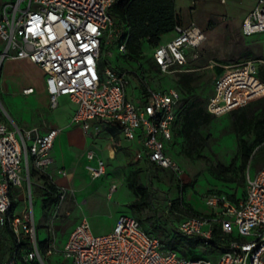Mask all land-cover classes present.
<instances>
[{
	"label": "built area",
	"instance_id": "2783aa9c",
	"mask_svg": "<svg viewBox=\"0 0 264 264\" xmlns=\"http://www.w3.org/2000/svg\"><path fill=\"white\" fill-rule=\"evenodd\" d=\"M118 0H8L0 1L1 62L27 60L46 75L50 107L58 108L68 97L76 106L72 124L84 132L99 136L104 124L117 127L128 141L140 139L139 157L171 170L183 183L184 169L168 152L174 139V126L182 94L178 88L156 89L147 84L143 72L117 71L110 67L101 74L103 57L112 55L118 44L128 54L129 36L112 15ZM223 3L226 0H221ZM242 31L246 36L264 34V0L245 17ZM175 37L155 47L151 57L160 74L192 72L191 60L206 39L194 22L177 24ZM186 49H194L188 57ZM263 60L252 59L226 65L216 78L208 111L223 117L264 98V82L258 77ZM151 69V68H150ZM144 89L138 99L129 98L128 90ZM33 93V89L25 91ZM58 128L42 132L38 127L12 128L0 121V226H7L20 244L25 236L31 248L3 264H264V168L248 176L245 192L232 199L226 193L210 192L204 198L210 215L190 212L178 224L181 235L200 239L203 249L211 247L215 225L229 238L225 250L215 257L190 259L172 250L155 235L147 233L137 218L121 215L114 228L105 234L93 232L83 217L68 236L62 249L56 231L48 229L40 241L33 209V185L48 190L53 176L52 150L60 133ZM87 171L92 179L106 176L108 166L94 151L86 154ZM59 175L66 171L59 169ZM44 178H47L45 180ZM53 184V183H52ZM25 187L30 201V216L16 214L22 201L19 188ZM117 190L113 184L109 197ZM66 192L58 191L61 202ZM181 197L180 199H182ZM14 202H18L16 207ZM172 203H169L171 207ZM58 216H53V219ZM42 243L45 244L42 249ZM56 261L50 262L49 259Z\"/></svg>",
	"mask_w": 264,
	"mask_h": 264
},
{
	"label": "rangeland",
	"instance_id": "374dc122",
	"mask_svg": "<svg viewBox=\"0 0 264 264\" xmlns=\"http://www.w3.org/2000/svg\"><path fill=\"white\" fill-rule=\"evenodd\" d=\"M0 1L5 3L8 0ZM175 2L183 21L186 24L196 23L206 36L202 46L197 49L199 52L197 59L191 60V53L196 50L186 49V54L191 60L189 67L200 76V80L195 83V92L201 97L208 98L213 94V83L224 66L236 65L252 59L264 61V34L246 36L242 31L243 20L251 12V0H227V3L221 0H175ZM210 22L214 23L213 26H209ZM174 36L175 32L172 31L164 35L162 41L172 39ZM2 47L0 40V57ZM154 48L148 42H144L142 55L136 62H131L119 52L118 44H114L111 49L112 55L103 57L102 76L106 77L107 67L120 72L121 70L143 72L147 84L153 88H179V74H160L152 68L151 57ZM26 88H34L36 95L28 97L25 93ZM133 88H129L130 96ZM141 91L142 89L134 90L135 99H138ZM68 110L69 106L63 103L56 113L65 114ZM52 113L53 111L48 108L44 76L39 69L29 62L0 61V119L12 125V128H16V125L30 128L31 125H38L40 120L41 122L44 120L48 127L58 126L49 118ZM104 130L121 138L119 129L108 125L107 122L104 124ZM207 133L210 137L209 146L203 152L201 159L193 160L184 155L185 142L175 135L174 144L169 147L168 152L184 169L183 183L171 170L156 166L153 170V185L157 192L154 207L143 211L131 207V203L137 197L135 191L129 188L127 177L135 170H140L138 182L147 185V168L140 167V164L128 153L125 156L126 165L119 162L109 164V173L94 180L86 168V154L93 150H86L82 165L79 166L76 161L77 164L73 167L65 166L66 175H55L51 181L58 191L66 192L63 202L58 197L53 207L45 209L42 202L43 190L33 185V209L40 241L46 239L48 229L53 227L58 237V245L62 249L74 226L84 216L89 219L94 232L102 234L110 232L109 227L116 224L121 215H128L137 218L145 230L160 238L168 248H173L176 224L187 214L184 212L182 216H174L171 212L168 214L166 212L168 203L183 197L184 201L191 199L193 205L201 210L207 206L204 202L205 196L212 191H229L243 195L246 178L256 175L264 168V162L256 165L254 159L245 162L239 158L238 136L234 131L233 118L230 114L217 117ZM114 139V142L118 141L116 137ZM81 159L82 156H79L78 160ZM219 166H234V170L220 173L217 169ZM171 174L174 176V181ZM113 184L117 185V190L109 197ZM19 189L22 201L16 209V214L28 219L30 201L25 187ZM87 201L89 203L85 205ZM185 205L188 206L187 202ZM83 207L86 209V215L81 213ZM53 216L58 218L53 219ZM168 218L172 220L170 223H167ZM153 222L163 227L164 233L156 232ZM0 233L7 239L10 238L7 226L1 227ZM178 249L187 257L194 255L211 259L216 257L212 252L204 249L190 251L185 246H179ZM56 260L49 259L50 262Z\"/></svg>",
	"mask_w": 264,
	"mask_h": 264
},
{
	"label": "trees",
	"instance_id": "16d2710c",
	"mask_svg": "<svg viewBox=\"0 0 264 264\" xmlns=\"http://www.w3.org/2000/svg\"><path fill=\"white\" fill-rule=\"evenodd\" d=\"M112 15L115 17L118 24L123 26L129 36L128 54L122 55L131 62H136L141 54L144 42L157 47L161 44L162 37L174 31L177 24H182L180 16L177 12L175 0H118L112 8ZM214 23L210 22L209 26ZM152 68L156 66L151 62ZM126 71V70H121ZM220 70L217 77L221 74ZM258 77L264 82V64L259 68ZM200 80L199 74L195 71L179 74V90L182 94V99L178 108V120L174 126V135L180 137L185 142L183 153L186 157L193 160L201 159L203 152L209 146L210 137L207 133L208 128L217 119L207 109L208 98L201 97L195 92V83ZM213 83V90H214ZM144 90V89H142ZM233 118V128L238 136L239 158L245 162L254 159L256 165L264 162V98L259 99L251 104L241 107L238 110L230 113ZM248 138H244V137ZM156 164L149 161L147 167V185L138 182L140 170H135L127 177V183L131 190L135 191L137 199L131 203V207L137 211L153 209L157 192L153 185V170ZM220 173L232 172L234 166L223 167L219 166ZM174 181V176L171 174ZM47 180V178H44ZM48 184V190L43 192V207L49 209L55 205L58 200V189L54 184ZM183 188V187H182ZM217 193H226L232 199L242 194L236 195L229 191H212ZM244 194V193H243ZM18 202H14L16 207ZM181 205L185 206L190 212H193L190 206L185 205L184 199H177L172 203L166 212L172 213L174 216H182L184 210ZM185 213V212H184ZM185 218V217H184ZM183 218V219H184ZM139 221V220H138ZM172 220L167 219V223ZM181 221V220H180ZM176 224V232L173 238L172 250L179 252V246L188 247L190 251L203 249L200 239L190 238L181 235ZM140 222V221H139ZM141 223V222H140ZM153 227L156 232L164 233V229L153 222ZM1 228V226H0ZM144 229V228H143ZM10 238L4 237L0 233V264L12 258L15 253L21 254L31 248L30 239L24 238L22 243H18L13 232L8 228ZM145 230V229H144ZM147 233L151 232L145 230ZM154 235V234H152ZM157 237V236H156ZM229 238L222 234V229L219 225H215L214 238L210 242L211 247L204 249L212 252L215 256L225 250V244ZM45 244L42 243V249ZM182 256L187 257L183 252H179ZM190 259H201V256L187 257Z\"/></svg>",
	"mask_w": 264,
	"mask_h": 264
},
{
	"label": "crops",
	"instance_id": "0c3cea01",
	"mask_svg": "<svg viewBox=\"0 0 264 264\" xmlns=\"http://www.w3.org/2000/svg\"><path fill=\"white\" fill-rule=\"evenodd\" d=\"M225 3H227V0ZM257 3H258V0H251L252 7H251L250 11H252L255 8ZM177 12L180 16L182 24L188 25V24H186V22L183 21L181 13L178 11V9H177ZM172 39H169V40L164 41V42L161 40V43L170 42ZM2 50H3V47H2ZM8 61H10V62H29L27 60H6L5 62H8ZM29 63L32 64L34 67L38 68L44 76V86H45V90H46V93L48 96V108L53 111L52 115H50L49 118L53 119V121H55L58 125V126L48 127L44 120H42V122L40 120V123L38 125H35V124L31 125L30 128L38 127L43 133L46 132L50 128H58L61 130L56 141H55V144H54V147L52 150V156H53L55 161H54V164L51 166L50 172H51L53 177L55 175L59 176V174L57 173V171L59 169H65V166L73 167V165H76L77 164L76 161L78 162L79 166L82 165L83 160H84L83 156L85 155L86 150H89V149H92L99 158H102L103 160H105V162L107 163V166H108L107 174L109 173V169H110L109 164L113 165V164H117L119 162L121 164L126 165L127 161L125 160L126 159L125 156L128 153L134 157L135 161L140 164V167L147 168L149 166V160L147 158L139 157V153H140V150L142 148L140 139L135 140V141H128L122 136V134H121V138H119V137H117L116 134H113L108 130H104L102 135L99 137L98 136L93 137L89 134H86L84 132L82 126H80L79 124H72L71 121H72V117L74 115V112L76 110V106L69 100L68 97H62L60 99V103H59L58 108L55 110L51 109L50 97H49V94H48L47 88H46V75L39 66H37L31 62H29ZM29 89H33V93L26 94V95H28V97L31 98L32 96L36 95L35 89L34 88H26L25 91L29 90ZM139 94H141V92ZM133 95H134V90H132V95H131L132 97L129 95V90H128V97L129 98H135ZM63 103H65L69 106V110L65 114L56 113V111L59 110L60 106ZM0 121L5 122L4 120H1V119H0ZM10 126L12 127V125H10ZM16 126L20 127L18 125H16ZM20 128H23V127H20ZM115 137L118 140L117 142H114ZM174 141H175V135H174V139L171 142L170 146H172L174 144ZM79 156H82L81 160H78ZM87 164H88V161H87ZM77 178H78V176L75 178V180ZM186 202H187L188 206H190V208H192V210L198 214H204V215H210L211 214V209L208 208L207 206H205L204 208L199 210L193 205V201L191 199L190 200L186 199L185 203ZM88 203L89 202L87 201L85 203V205H87ZM81 213L86 215V209L84 207H83V210ZM84 217H86V216H84ZM80 221L78 223H80ZM114 226H115V223L109 227L110 231L114 228ZM104 231H106V230H104ZM93 232H94V230H93ZM105 233H107V232H103L102 234H105ZM95 234L101 235L99 233H95Z\"/></svg>",
	"mask_w": 264,
	"mask_h": 264
}]
</instances>
